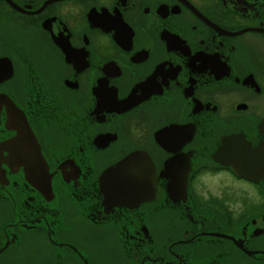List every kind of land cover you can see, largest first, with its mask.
I'll return each instance as SVG.
<instances>
[{
  "label": "flooded vegetation",
  "instance_id": "1",
  "mask_svg": "<svg viewBox=\"0 0 264 264\" xmlns=\"http://www.w3.org/2000/svg\"><path fill=\"white\" fill-rule=\"evenodd\" d=\"M263 140L264 0H0V264H264V178L228 164ZM133 151L150 194L104 201Z\"/></svg>",
  "mask_w": 264,
  "mask_h": 264
},
{
  "label": "water",
  "instance_id": "2",
  "mask_svg": "<svg viewBox=\"0 0 264 264\" xmlns=\"http://www.w3.org/2000/svg\"><path fill=\"white\" fill-rule=\"evenodd\" d=\"M8 144L11 146L12 142ZM224 146L221 143L213 154L215 160L222 162L219 157ZM144 155L146 154L140 151L130 152L102 170L98 176V186L104 196V201L120 204L132 203L150 194L145 191V187L150 186L149 171L152 163L149 158L144 159ZM22 163L25 170V181L35 188H46L50 191V175L46 168L42 167L36 152H34L33 159L24 160ZM228 164H231L233 170L239 174L249 177L259 175L264 178V140L256 147L242 143L240 157L236 161H228ZM41 193L45 194L43 191ZM169 196L181 198L185 197V194L183 192L170 193Z\"/></svg>",
  "mask_w": 264,
  "mask_h": 264
},
{
  "label": "rangeland",
  "instance_id": "3",
  "mask_svg": "<svg viewBox=\"0 0 264 264\" xmlns=\"http://www.w3.org/2000/svg\"><path fill=\"white\" fill-rule=\"evenodd\" d=\"M231 185H234V184H231ZM221 189L225 190V186H222V185H217V186L210 185L208 187L207 191H206V194H208V193L217 194L219 196V198L223 199L230 207L231 206L233 207L234 203H236L237 206H238V203H239V205H241V207H242V203L244 201L242 196H240L238 193L233 192V191L230 192V194H228L227 192L221 191Z\"/></svg>",
  "mask_w": 264,
  "mask_h": 264
}]
</instances>
